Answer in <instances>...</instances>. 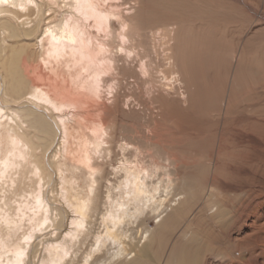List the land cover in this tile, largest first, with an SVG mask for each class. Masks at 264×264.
<instances>
[{
	"label": "bare ground",
	"instance_id": "6f19581e",
	"mask_svg": "<svg viewBox=\"0 0 264 264\" xmlns=\"http://www.w3.org/2000/svg\"><path fill=\"white\" fill-rule=\"evenodd\" d=\"M131 2L0 0V264H150L172 214L185 210L191 224L197 210L215 221L228 213L204 199L214 183L179 176L177 154L119 138L125 74L153 84L161 72L158 97L181 82L176 22L150 25L135 5L124 7ZM152 36L162 40L163 68ZM28 167L38 187L23 194ZM206 186L199 207L187 206Z\"/></svg>",
	"mask_w": 264,
	"mask_h": 264
},
{
	"label": "rangeland",
	"instance_id": "374dc122",
	"mask_svg": "<svg viewBox=\"0 0 264 264\" xmlns=\"http://www.w3.org/2000/svg\"><path fill=\"white\" fill-rule=\"evenodd\" d=\"M131 1L124 7L135 5L133 11L150 25L176 22L172 49L181 82L169 96L158 97L166 84L161 72H155L153 84L125 74L119 138L152 139L153 152L177 154L179 176L217 186L213 195L208 186L198 189L187 206L197 209L199 195L206 193V202H218L228 212L215 221L197 210L191 224L185 210L172 214L156 232L150 264H179L186 254L185 264H264V0ZM151 42L163 68L162 40L152 36ZM99 101L91 96L89 105ZM32 176L28 167L20 193L38 187ZM55 194L49 198L58 206ZM147 224L153 227L154 219Z\"/></svg>",
	"mask_w": 264,
	"mask_h": 264
}]
</instances>
